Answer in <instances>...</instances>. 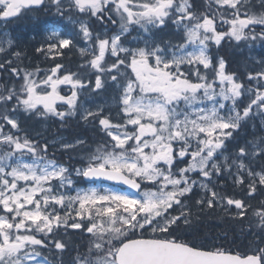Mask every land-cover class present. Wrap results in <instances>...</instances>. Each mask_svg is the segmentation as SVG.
<instances>
[{
	"label": "snow or ice",
	"instance_id": "snow-or-ice-1",
	"mask_svg": "<svg viewBox=\"0 0 264 264\" xmlns=\"http://www.w3.org/2000/svg\"><path fill=\"white\" fill-rule=\"evenodd\" d=\"M30 14L53 63L0 33V264H264V241L241 256L185 236L209 210L264 236V58L241 76L219 54L264 47V0H0L3 26ZM77 116L94 147L27 126Z\"/></svg>",
	"mask_w": 264,
	"mask_h": 264
},
{
	"label": "trees",
	"instance_id": "trees-1",
	"mask_svg": "<svg viewBox=\"0 0 264 264\" xmlns=\"http://www.w3.org/2000/svg\"><path fill=\"white\" fill-rule=\"evenodd\" d=\"M197 4L201 0H194ZM16 24L14 32L18 34L17 46L21 51L27 53V57L31 61V67H36L39 65L41 68L46 69L53 62L50 60H45V58L37 54L34 51V47L38 46L40 42L44 39V34L40 32L36 27H32L33 15L22 16L20 18L14 19L8 26ZM31 37H35L31 39ZM252 48L250 52L253 50ZM213 54L216 53L215 47L212 49ZM220 55L225 56L228 61L229 71L237 72L241 76L245 75V66L252 67L254 62L248 61V50L245 48L243 52L234 51L227 47L220 50ZM231 56H239L242 60H246L244 64H231ZM29 59H25V64L29 63ZM79 57L77 55H72L69 57H64L62 63L69 66L73 71L76 69ZM243 65V66H242ZM3 83V80H0ZM58 107H60L58 105ZM66 108V106H63ZM256 129L259 130V126L254 121ZM45 126V130L41 129V126ZM27 126L30 130V134L35 135L36 132L42 133L44 139L48 141H55L58 139L75 141L78 137L89 141V147H94L93 141L98 140V134H96L91 128H85L81 122H79V117H68L67 123L62 127L61 122L55 117H50L47 120L43 118L33 119L28 121ZM245 132L248 136H251L252 127L249 125ZM83 147V146H81ZM79 150V149H77ZM57 159L64 161L67 159L66 155H61L57 152ZM231 190L229 187L227 191ZM256 204V201H253ZM232 211H235L233 208ZM210 215L207 213L201 214L202 218L199 221V227L193 229L192 231L185 233L187 239L192 240L197 244H203L207 247L221 248L232 254H239L241 256L249 254L251 250L258 244L264 241V236L260 234V230L256 227L253 222L254 217L249 216L243 222L239 220H232L229 216L225 215L220 210H209ZM252 222L251 228H249V223ZM72 240L76 244L87 245V240H81L79 236H73ZM75 246V245H73ZM264 246V244H262ZM69 260V256H65V261Z\"/></svg>",
	"mask_w": 264,
	"mask_h": 264
},
{
	"label": "rangeland",
	"instance_id": "rangeland-1",
	"mask_svg": "<svg viewBox=\"0 0 264 264\" xmlns=\"http://www.w3.org/2000/svg\"><path fill=\"white\" fill-rule=\"evenodd\" d=\"M3 32H7L9 34L10 38H12L14 41L17 42V36L15 35V33H12V31L10 29L3 28V24H1L0 25V33H3ZM254 49H255L256 53L260 56L259 57L257 54L250 53V55L254 59L264 58V47H261V46L257 45ZM64 87L66 89H68L67 86H64ZM64 94H67V93H64ZM68 94H70V92ZM92 97L93 98H89L87 95H82L80 97V100L86 106H94L95 104H98V103H104L106 100L109 101V103H110V93L105 94L104 96H95V94H92ZM64 106H66V105H64ZM255 120H256V123L258 124L259 129H260V125H261L260 119L259 118H256ZM41 129L44 130L45 129V126L42 125L41 126ZM257 131H259V130H257ZM59 141L60 140L58 139L57 140V143H59ZM69 142H73L74 143L75 141H69Z\"/></svg>",
	"mask_w": 264,
	"mask_h": 264
},
{
	"label": "bare ground",
	"instance_id": "bare-ground-1",
	"mask_svg": "<svg viewBox=\"0 0 264 264\" xmlns=\"http://www.w3.org/2000/svg\"><path fill=\"white\" fill-rule=\"evenodd\" d=\"M199 1V0H198ZM12 27L15 28L16 24H12ZM32 27H35V25H33ZM77 55V54H76ZM246 60H242L239 56H231V64H244ZM243 66V65H242ZM232 190H229L228 193L231 194Z\"/></svg>",
	"mask_w": 264,
	"mask_h": 264
}]
</instances>
